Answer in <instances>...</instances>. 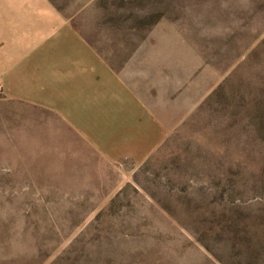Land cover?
Returning <instances> with one entry per match:
<instances>
[{"label":"rangeland","instance_id":"obj_1","mask_svg":"<svg viewBox=\"0 0 264 264\" xmlns=\"http://www.w3.org/2000/svg\"><path fill=\"white\" fill-rule=\"evenodd\" d=\"M50 1L106 55L167 58L176 127L109 163L0 89V264H264V0Z\"/></svg>","mask_w":264,"mask_h":264},{"label":"crops","instance_id":"obj_2","mask_svg":"<svg viewBox=\"0 0 264 264\" xmlns=\"http://www.w3.org/2000/svg\"><path fill=\"white\" fill-rule=\"evenodd\" d=\"M142 46L144 52L109 56L50 0H0L2 106L47 115L48 123L57 116L68 146L81 153L143 163L176 127L167 108L169 74L178 69Z\"/></svg>","mask_w":264,"mask_h":264}]
</instances>
